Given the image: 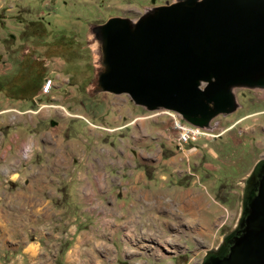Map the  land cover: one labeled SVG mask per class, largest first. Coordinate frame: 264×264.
<instances>
[{"label":"rangeland","instance_id":"obj_1","mask_svg":"<svg viewBox=\"0 0 264 264\" xmlns=\"http://www.w3.org/2000/svg\"><path fill=\"white\" fill-rule=\"evenodd\" d=\"M176 1L0 0V236L7 239L0 245V264H63L62 212L74 206V199L65 194L67 183L55 181L59 175L54 172L57 169L59 173L70 174L69 156L77 171L83 168L89 147L83 149L78 138L75 148L60 150L66 157L57 159L60 165H55L53 158L57 151L48 150L41 143L50 131L48 122H44V109L33 116L34 122H38L35 128L28 124L14 125L21 115L15 107L20 105L17 100L48 97L40 92L45 79L53 82L57 95L69 97L72 108L78 110L77 118H69L70 125L79 130L87 126L79 117L83 115L92 125L106 129L135 121L143 134V125L149 126L152 136L160 142H153L150 154L142 157L162 162L147 167L150 168L148 174L174 175L176 169L183 167L186 172L190 170L199 175L201 181H209L207 191L217 202L225 203L221 207L223 224L207 239L201 237L200 244L194 246L195 251L188 244L186 248L181 242L171 241L169 235L171 242L167 250L164 248V257L151 264H195L202 254L201 249L216 245L222 234L236 224L241 183L260 154L258 148L264 147V137L258 131L259 123L264 127V115L256 114L261 105L254 101L256 97H264V89L233 88L237 109L211 119L204 129L209 136H199L179 150L172 142V117L166 111L148 112L134 105L124 94L112 95L96 88L97 73L102 66L95 29L115 17L134 23L155 8ZM30 106L36 107V103ZM245 115L250 117L243 120ZM17 134L18 140L11 143ZM109 143L105 144L107 153L118 157L114 145ZM193 147L195 149L191 150ZM166 159L174 164L162 165ZM195 161L198 167L193 165ZM203 163L213 168L207 172L206 179L201 177ZM179 165L181 167H177ZM174 179L169 178L168 186H178L179 182ZM197 251V255H191ZM172 253L188 255L182 260L172 258ZM117 264L126 263L118 261Z\"/></svg>","mask_w":264,"mask_h":264},{"label":"crops","instance_id":"obj_2","mask_svg":"<svg viewBox=\"0 0 264 264\" xmlns=\"http://www.w3.org/2000/svg\"><path fill=\"white\" fill-rule=\"evenodd\" d=\"M53 85L51 81V89L45 95L48 97H26L16 101L20 105L15 107L21 115L14 125L28 124L35 128L38 122H34L33 116L44 109V122H48L50 131H46L48 137H43L41 143L48 150L57 151L53 158L55 165H60L57 159L66 157L60 150L75 148L78 138L83 149L89 147L83 158V168L77 171L69 156L72 161L70 174L67 171L59 173L57 169L54 172L59 175L55 181L67 183L65 194L74 199V206L62 212L63 264H117L118 261L151 264L153 259L158 261L164 257L168 242H181L195 251L194 246L200 244L201 237L207 239L223 224L221 207L225 203L220 204L207 191L209 181H201L199 175L190 170L186 172L181 165L174 175L148 174V169L162 162L142 157L150 154L153 142H160L152 136L149 126L143 125V134L135 121L106 129L92 125L81 115L79 117L88 124L79 130L68 121L78 117V110L72 108L69 97L57 95ZM33 102L36 107L30 108ZM25 113L30 115L23 117ZM18 135L11 143H16ZM108 143L114 145L118 157L107 153L105 144ZM164 164L168 166L174 162L166 159ZM198 164L195 161L193 165L198 167ZM206 164L201 165L204 179L213 169ZM169 178H175L178 186H168ZM6 241L0 236V245Z\"/></svg>","mask_w":264,"mask_h":264},{"label":"water","instance_id":"obj_3","mask_svg":"<svg viewBox=\"0 0 264 264\" xmlns=\"http://www.w3.org/2000/svg\"><path fill=\"white\" fill-rule=\"evenodd\" d=\"M95 32L97 90L124 94L148 112L207 128L235 111L233 88L264 89V0H178L134 23L110 18ZM249 209L236 221L244 234L213 264H264V176Z\"/></svg>","mask_w":264,"mask_h":264},{"label":"flooded vegetation","instance_id":"obj_4","mask_svg":"<svg viewBox=\"0 0 264 264\" xmlns=\"http://www.w3.org/2000/svg\"><path fill=\"white\" fill-rule=\"evenodd\" d=\"M256 103L260 104V110L256 112L257 115H264V97H256ZM253 103V102H252ZM237 109V107H236ZM235 109V110H236ZM253 113H251L252 116ZM243 120L249 118L250 116H243ZM261 120V119H260ZM264 121V118H262V122ZM258 131L261 136L264 137V127L259 123L258 125ZM260 151V154L258 155L255 162L252 164L251 169L248 173H246L245 178L243 179L244 183H241L240 187V206H239V213L244 212L245 217L250 212L249 206L253 201V198L257 195L258 190V182L260 179L264 176V147L258 148ZM239 216V215H238ZM237 221V220H236ZM245 230V223L240 221L239 223H236L230 230L223 233L222 236L227 235L224 237V239L218 241L216 245H214L211 248H203L201 249L202 254L198 259V262L195 264H213L214 262H217L223 258H226L228 256L229 249L232 247L233 243L236 241L237 238L241 237L244 234ZM221 236V237H222ZM200 251V250H199ZM199 251L191 254L193 256L197 255ZM188 253H178L176 255H173L172 258H184L186 259V256ZM171 255V256H172ZM156 259H153L151 262H154Z\"/></svg>","mask_w":264,"mask_h":264},{"label":"built area","instance_id":"obj_5","mask_svg":"<svg viewBox=\"0 0 264 264\" xmlns=\"http://www.w3.org/2000/svg\"><path fill=\"white\" fill-rule=\"evenodd\" d=\"M51 89V80L45 79L41 86H40V92L43 95H46ZM171 113V112H170ZM171 129L174 130V138L172 139V142L176 145V147L180 150L183 146L193 143L196 141V139L199 136H209V135H202V128L196 127L195 130H187L183 129L175 120L174 117H172V120H170ZM195 148H191V150H194Z\"/></svg>","mask_w":264,"mask_h":264},{"label":"bare ground","instance_id":"obj_6","mask_svg":"<svg viewBox=\"0 0 264 264\" xmlns=\"http://www.w3.org/2000/svg\"><path fill=\"white\" fill-rule=\"evenodd\" d=\"M166 113L170 114L171 117H174L176 122L183 128V129H187V130H195V126H192L188 123H186L185 121H183L177 114L171 112L170 111H166ZM205 128H202V135H206V131L204 130ZM204 132V133H203ZM208 134V133H207Z\"/></svg>","mask_w":264,"mask_h":264},{"label":"clouds","instance_id":"obj_7","mask_svg":"<svg viewBox=\"0 0 264 264\" xmlns=\"http://www.w3.org/2000/svg\"><path fill=\"white\" fill-rule=\"evenodd\" d=\"M163 111H165V110H163Z\"/></svg>","mask_w":264,"mask_h":264}]
</instances>
